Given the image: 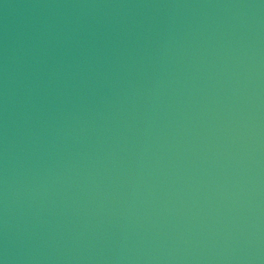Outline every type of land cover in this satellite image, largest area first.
<instances>
[{
  "label": "water",
  "instance_id": "obj_1",
  "mask_svg": "<svg viewBox=\"0 0 264 264\" xmlns=\"http://www.w3.org/2000/svg\"><path fill=\"white\" fill-rule=\"evenodd\" d=\"M0 264H264V0H0Z\"/></svg>",
  "mask_w": 264,
  "mask_h": 264
}]
</instances>
